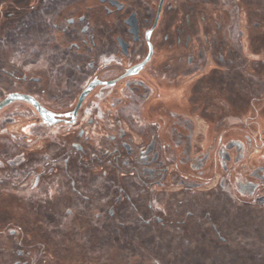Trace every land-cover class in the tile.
I'll list each match as a JSON object with an SVG mask.
<instances>
[{
	"label": "flooded vegetation",
	"instance_id": "1",
	"mask_svg": "<svg viewBox=\"0 0 264 264\" xmlns=\"http://www.w3.org/2000/svg\"><path fill=\"white\" fill-rule=\"evenodd\" d=\"M12 1L0 35V264L40 258L30 219L6 206L33 199L58 228L91 212L103 232L170 229L191 246L182 226L196 219L222 246L238 243L221 221L264 206V148L239 138L252 115L224 108L257 98L241 24L251 6L252 28L264 23V0H41L39 16L20 18L31 0Z\"/></svg>",
	"mask_w": 264,
	"mask_h": 264
},
{
	"label": "rangeland",
	"instance_id": "2",
	"mask_svg": "<svg viewBox=\"0 0 264 264\" xmlns=\"http://www.w3.org/2000/svg\"><path fill=\"white\" fill-rule=\"evenodd\" d=\"M10 7L16 10L12 0H0V35L14 25V22H10L7 17L6 9ZM41 7V0H31L25 8L17 10V17L20 18L31 9L34 11L33 17H37L41 13ZM243 12L246 22H243L241 27L247 37L242 41L245 47L252 49L255 54L252 56V59H256V63L252 60V81L255 80L252 83V95L257 98L252 104L242 102L241 99L238 102L226 103L224 111L235 112L242 116L252 115V119L242 121L238 133L239 138L244 142L246 138H253V144L257 146L255 153L260 155V150L264 148V62H261L264 60V23L258 28H252V19H260V17L254 14L252 6L243 7ZM8 54L9 51L5 50L3 57H8ZM239 94L245 96L243 91ZM210 95L218 96V93L213 92ZM224 95H228L226 91ZM82 175L89 180L88 173ZM94 176L100 182V173ZM65 188L66 191H70L69 185ZM35 202L37 201L33 199L32 209L28 205H24L25 209L14 207L12 204L6 206L18 213L15 219L23 213L28 216L32 227L27 231L30 233L32 244L35 246L43 244L40 249L41 256L36 264H264V206L257 205L250 210L246 204H242L239 210H236L239 215L234 211L233 215L221 221L224 227L229 229L226 228L224 235L230 240L234 238L238 240V243L229 248L222 246L215 233L209 228H206V232H200L196 227V219L182 226L183 234L186 236L184 239H192V245L184 246L180 242L181 245L177 246L176 241L174 242L179 240L177 234L170 229L113 231L109 234L101 231L99 227L92 228L93 213L91 212L88 216H81L77 211L73 221H66L65 227L58 228V216L49 215L45 221L42 216L37 215ZM1 206L5 205L1 204ZM25 210L28 212L26 213ZM2 218L7 220L14 216L6 213L2 214ZM43 219L45 222L42 221ZM73 225L80 230L72 231ZM234 226L237 232H234L236 237L233 238ZM129 229H132V226ZM42 236H46V239L42 240ZM195 240H205V242L202 244ZM228 255L234 259L229 261Z\"/></svg>",
	"mask_w": 264,
	"mask_h": 264
}]
</instances>
